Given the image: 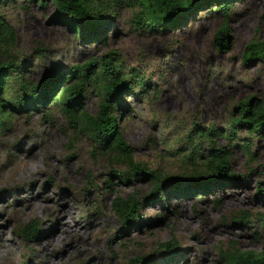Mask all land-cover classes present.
I'll use <instances>...</instances> for the list:
<instances>
[{"label": "rangeland", "instance_id": "1", "mask_svg": "<svg viewBox=\"0 0 264 264\" xmlns=\"http://www.w3.org/2000/svg\"><path fill=\"white\" fill-rule=\"evenodd\" d=\"M0 12L15 27L17 57L31 79L111 49L123 66L144 73L146 85L123 95L116 112L134 159L149 168L184 173L192 165L184 155L193 147L188 129L211 122L224 127L240 99L264 95V63L243 59L248 40L264 39V0H234L227 11L205 6L174 29L134 27L133 8L124 5L97 40L74 34L55 15L52 0H6ZM226 16L231 44L218 49L213 36ZM84 103L98 109L99 94L90 86ZM7 108L11 114L0 121V264H130L140 255L143 264H221L219 245L231 239L242 248L264 249L258 219L264 199L257 189L264 186V136L253 137V158L233 139L232 166L241 178L214 184L202 195L172 193L164 203L143 199L144 221L123 228L112 198L143 196L150 175L115 174L126 164L109 158L55 103ZM238 132L249 137L244 128ZM246 211L251 221L236 219ZM34 217L39 233L26 239L17 229ZM172 236L178 245L167 252L159 242Z\"/></svg>", "mask_w": 264, "mask_h": 264}, {"label": "trees", "instance_id": "2", "mask_svg": "<svg viewBox=\"0 0 264 264\" xmlns=\"http://www.w3.org/2000/svg\"><path fill=\"white\" fill-rule=\"evenodd\" d=\"M5 1L0 0V5ZM52 1L55 15L66 22L74 34L80 33L82 37L97 40L106 36L109 24L124 5L133 8L131 23L134 27L174 29L188 23L205 6H209L211 10L227 11L234 0ZM37 2L44 5L46 0ZM213 38L218 49H228L231 40L227 16L216 28ZM16 39L14 25L6 13L0 12V121L3 123L11 114L7 105L19 109L55 103L66 114L69 122L78 131L89 134L107 152L109 158L126 164V169L114 168L115 174L123 177L122 179H127L130 174L150 175L152 184L143 196L132 192L126 195L116 194L112 198L111 208L121 219L123 228L144 221L139 217L143 199L164 203L172 193L202 195L214 184L241 178L232 166L230 145L233 139H240V144L249 157H255L256 153L252 150L253 137L264 136V95L258 97L250 94L240 99L234 106L237 112L233 114L232 111L224 127L211 122L207 126L197 125L188 129L186 135L191 138L193 147L184 155L191 161V167L182 174L165 173L134 159L132 146L118 123L119 113L116 109L121 106L123 95L133 91L137 85H146L143 72L134 67L123 66L120 59L115 57L117 51L111 49L34 80L23 72V62L19 61L15 50ZM38 55L42 56V53ZM243 59H255L264 63V39L248 40ZM69 78L71 79L68 80ZM6 86L10 87L7 95L4 91ZM89 86L99 94L98 109L94 112L84 103ZM241 128L248 131V138H241L238 132ZM218 136H225L229 142H219ZM105 185L112 187V181L106 178ZM257 189L264 199V186L259 183ZM244 215L236 219L240 222L251 221L247 211ZM155 219L161 217L156 215ZM258 219L264 224V212L258 213ZM17 232L26 239L35 238L39 233L38 219H30L19 226ZM159 244L168 252L178 245V241L172 236ZM218 250L221 264H264V249L242 248L233 239L227 245H219ZM144 259L145 255L132 257L130 264H143Z\"/></svg>", "mask_w": 264, "mask_h": 264}]
</instances>
